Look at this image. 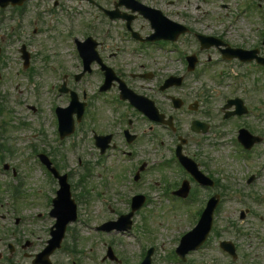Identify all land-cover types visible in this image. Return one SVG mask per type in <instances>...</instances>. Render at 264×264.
Listing matches in <instances>:
<instances>
[{
  "label": "flooded vegetation",
  "instance_id": "1",
  "mask_svg": "<svg viewBox=\"0 0 264 264\" xmlns=\"http://www.w3.org/2000/svg\"><path fill=\"white\" fill-rule=\"evenodd\" d=\"M68 16L78 40L72 74L63 71L67 60L60 56L71 46ZM189 20L180 15L178 0H0V48H14L20 60L21 53H29L30 64L34 49L49 48L57 64L47 68L52 72L61 65L58 84L48 85V92L55 88L58 93L47 101L49 112L70 99L60 86L75 91L84 103L76 132L90 144L95 159H141L135 170L146 159H157L159 176L152 190L179 199L175 191L184 194L187 187L184 200L190 207L197 204L198 219L214 205L216 233L228 192H236L230 197L242 207L240 219L253 213L254 203L264 204V102L243 83L232 85L225 76L203 78L209 52L224 60L219 48L201 49ZM180 23L187 26L181 34ZM52 33L55 40H47ZM44 39L49 42L43 44ZM188 55L195 56L192 70ZM223 148L235 167L217 159ZM177 152L190 158L186 168ZM198 171L204 185L196 180ZM238 171L244 175L243 195L230 188ZM11 235L0 236V264H37L47 239L35 243L16 227ZM64 243L50 254V264H65Z\"/></svg>",
  "mask_w": 264,
  "mask_h": 264
},
{
  "label": "rangeland",
  "instance_id": "2",
  "mask_svg": "<svg viewBox=\"0 0 264 264\" xmlns=\"http://www.w3.org/2000/svg\"><path fill=\"white\" fill-rule=\"evenodd\" d=\"M259 3L258 8H255V4L250 0H179V12L181 16H189V22L196 31L218 34L232 44L254 47L259 41L258 35L262 30L264 31V1ZM55 36L52 33L46 39L55 40ZM47 40L44 39L43 44H47L49 42ZM260 48L259 54L264 56V48L261 46ZM65 51L60 53L61 59L67 60V62L62 63V67H65L66 64L68 68L65 67V69H68V72L71 73L75 70L74 58L69 54L70 51L65 57ZM34 53L35 62L32 67L22 73L19 67L20 59L14 48L6 47L0 56V106L2 107L0 120L9 125V131H11L9 134L19 135L22 138L20 143L14 141V145H11V147L14 150L19 148L22 153L20 155L24 157V159H21V157L10 159V156H7L4 163H15L18 172L23 174L24 185L22 187L29 197L27 198L28 201L22 202L24 206L26 205L24 209H22L24 206L17 203L16 206L22 209L24 217L27 215L22 222L33 233L30 238L39 241L44 237V230H46L50 221L42 219L32 221L30 218L37 210H42V215L48 217L49 201L53 196L52 190L48 188L44 173L32 156V154H35V149L32 151V146L27 145L28 142H23L27 141L23 140L24 137L30 134L33 135L40 127L43 130V136L39 139L35 135L32 142L34 148L39 152L51 153L52 158L55 160L59 159L60 161L61 159L59 164L62 166V171L75 170L76 175H71L72 183L84 174L85 162L90 163V172L92 169V176L86 177L84 184H80L73 191L76 195V193L78 194L81 190L86 189L88 195L85 198H79V206H77L79 220L69 226L67 246L73 255L69 257L62 256L63 259L67 258L66 264H71L72 261H76V264H117L118 262L102 259L108 247H111L114 255L120 257L119 264H139L143 258L139 257L143 256L141 255L142 249L148 246L155 248L152 255V264H255L256 262L264 264V247L259 245L258 239L254 236L255 233L264 234V204L259 206L254 203L251 205L253 215L248 213L240 219L239 209L242 207L234 204L230 197L234 196L236 192H228L226 195L228 201L225 203L223 211L218 213L215 222L216 234L212 238L209 237L208 243L203 248L190 253L186 263H182L175 258L170 259L172 255L168 258L169 252L173 253L177 246L178 238L181 234L187 232L194 222L189 218L188 213L185 212V207H182L180 201L166 200V198H161V196L154 193L156 190H152L150 185L159 176L155 168L144 174L143 183L138 186L141 192L147 190L146 192L152 195L149 196L150 202L148 201L146 208L144 207L134 217L135 225L132 231L119 234L95 230V226L106 218L116 217L118 212L124 211L126 202H129L130 190L131 194L135 193L134 187H131L130 178L125 172L128 171V166L120 165L124 164L120 162V159H104L103 163L106 164L107 170L106 177H102L99 173L104 169H101V166L98 167L97 159L77 158V153L82 154V150L86 149L75 150L73 148V151L66 142L60 148L57 147L53 140L54 135L50 132L52 124L49 123L50 116L46 111V103L49 97H56L48 92V85L50 82L56 81L55 77L58 75L61 65L59 68L57 67V70L53 69L52 72L49 70V65L53 68L57 64L55 58L51 57L49 48L34 49ZM209 53L211 54V62L207 65L208 69L207 71H200L206 81L209 80L210 75L214 78H220L219 76H225L226 72L225 63L218 62V53L216 51ZM45 57H49V60L45 61ZM203 57H205V54L202 55ZM234 62L237 65V62ZM47 65L49 68H47ZM256 68L255 64L251 62L245 63L241 67L232 65L227 70L232 74L234 73L233 78L230 79L231 82L243 83L258 94L259 99L264 102V69ZM31 76L36 83L35 88L30 86ZM226 80L228 81L225 77ZM231 84L234 85V83ZM197 87L201 89L198 85ZM30 105H39L40 108L37 110L40 113L39 117L33 116L34 114L29 109ZM19 115L23 117L22 119L28 124V127L16 134L15 128H13L15 124L13 123L17 121ZM85 146L87 147V145ZM220 153L221 156L217 159H222L224 165L230 163L235 167L232 161L233 158L227 154L226 148L220 149ZM118 166L124 168L122 169L125 175L123 181H120L115 173L117 171L115 168ZM1 167L0 159V169ZM97 173L98 175H96ZM32 177L33 179H31ZM234 178V185H231L230 188L241 192L243 195L246 191L243 185V172L238 171L237 176H234ZM6 183H13V179L7 178V175L0 172V236L3 233L5 236L6 233L2 228L14 226L11 205L13 209L15 207L11 204L12 200L9 197V193L12 191L6 186ZM115 189H118L120 194L116 193ZM39 193L41 196L43 194V201H41V196H38ZM204 195L205 193L200 194V202ZM191 207L198 208L197 204ZM191 212H194V210ZM214 230L215 228H213L212 235ZM220 240H228L234 243L239 257L232 259L222 251L218 245Z\"/></svg>",
  "mask_w": 264,
  "mask_h": 264
},
{
  "label": "water",
  "instance_id": "3",
  "mask_svg": "<svg viewBox=\"0 0 264 264\" xmlns=\"http://www.w3.org/2000/svg\"><path fill=\"white\" fill-rule=\"evenodd\" d=\"M202 238H204L203 236L201 237L200 236V238L197 240V245L199 244V242H201L203 239ZM194 242V240H191V242H190V234H188V235H186L183 239H182V242H181V245H180V247L178 248V253L180 254V255H182V254H184L187 250H188V247H187V245L189 244V243H193ZM186 243H187V245H186ZM150 252V251H149ZM142 264H149V258H148V256L146 257V259L144 260V262L142 263Z\"/></svg>",
  "mask_w": 264,
  "mask_h": 264
}]
</instances>
